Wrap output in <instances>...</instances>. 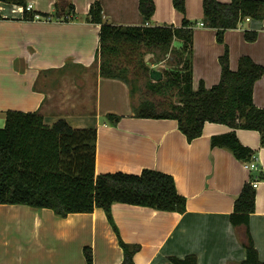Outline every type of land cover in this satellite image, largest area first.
Instances as JSON below:
<instances>
[{
  "label": "crops",
  "instance_id": "1",
  "mask_svg": "<svg viewBox=\"0 0 264 264\" xmlns=\"http://www.w3.org/2000/svg\"><path fill=\"white\" fill-rule=\"evenodd\" d=\"M56 1L27 0V4L33 6L31 12L54 13ZM97 1L103 6L104 19L115 25L146 26L149 22L150 26L181 27L185 17L194 22V91L201 83L207 89L220 83V57L226 46L231 70H238L242 56L264 66V21L250 19L227 30L224 43H219L217 30L201 25L203 0H186L185 14L175 8L174 0H154L151 21L141 14L140 0H72L76 15L70 22L25 21L24 7L0 1V128H4L9 110L38 112L46 125L65 120L74 129L98 131L97 175H139L144 169L172 175L178 192L187 199L184 214L123 203L112 207L123 240L141 245L136 264H173L170 257L184 259L191 254L198 257L199 264L245 260L246 249L230 216L244 184L257 182L250 231L264 262L261 134L235 130L240 142L255 152L250 162L258 168L250 170L246 168L250 162L212 146L213 136L234 131L227 125L207 122L202 136L189 142L176 120L136 117L129 86L102 77L100 65L95 63L100 26L86 18ZM246 30L258 32L255 42L245 39ZM181 46L174 41L173 47ZM167 60H157L153 66L166 68ZM253 95L255 105L264 109V76L256 82ZM110 113L122 116L118 124L106 120ZM85 247L93 249L94 264H121L124 259L117 234L101 208L61 218L51 209L0 205V264H87Z\"/></svg>",
  "mask_w": 264,
  "mask_h": 264
},
{
  "label": "trees",
  "instance_id": "2",
  "mask_svg": "<svg viewBox=\"0 0 264 264\" xmlns=\"http://www.w3.org/2000/svg\"><path fill=\"white\" fill-rule=\"evenodd\" d=\"M0 1L24 7L25 21L54 19L70 22L76 15L72 0H57L54 13L28 11L27 0ZM173 2L178 11L186 13V0ZM203 8L202 23L217 30L219 43H224L227 30L239 28L248 19L264 21V0H231L229 3L203 0ZM139 10L151 21L156 11L154 0H140ZM86 20L100 26V44L95 61L100 65V74L122 80L129 86L136 117L176 120L189 142L202 136L207 122L227 125L234 131L213 136L211 144L228 149L242 162H250L255 152L240 142L235 130L258 131L264 146V109L255 105L253 95L256 82L264 76V66L242 56L238 70H231L230 52L226 46L224 55L220 57V83L211 89L201 83L194 91V22L185 17L181 27L115 25L104 19L103 6L99 1L91 5ZM257 38L258 32L245 31L248 42H255ZM175 40L182 43L180 48L173 47ZM148 54L161 56L157 57L159 62L169 60L170 67L162 71L163 80L151 79L152 69L145 61ZM142 80L145 81V92L138 102L135 94L137 84ZM5 115V126L0 128V205L51 209L61 218L93 213L101 208L124 251L121 264H136L135 256L141 245L129 244L121 237L112 216L114 204L180 214L187 211V199L178 192L176 181L170 174L144 169L139 175L123 172L97 175L96 129H74L65 120L46 125L38 112L9 110ZM121 119L122 116L113 113L106 116V120L114 125ZM255 211L256 189L249 181L236 197L234 212L230 216L247 258L228 264H264L250 231V216ZM84 254L86 263L94 264L93 249L85 247ZM169 259L173 264H199L194 254L184 259Z\"/></svg>",
  "mask_w": 264,
  "mask_h": 264
},
{
  "label": "rangeland",
  "instance_id": "3",
  "mask_svg": "<svg viewBox=\"0 0 264 264\" xmlns=\"http://www.w3.org/2000/svg\"><path fill=\"white\" fill-rule=\"evenodd\" d=\"M157 57H158V55H156L154 57H152V56H146L145 57V61L150 66L151 69L163 71L164 69L170 67L169 60H167V66H166V68H164V67H162V68L161 67L155 68L153 66V63H155L158 60V58H161V56L158 57V58ZM192 62H193V56H192ZM137 86H138V90H137V93L135 94V100H137L138 102H140L143 99L142 94H143V92H145V81H143V80L140 81L137 84Z\"/></svg>",
  "mask_w": 264,
  "mask_h": 264
},
{
  "label": "built area",
  "instance_id": "4",
  "mask_svg": "<svg viewBox=\"0 0 264 264\" xmlns=\"http://www.w3.org/2000/svg\"><path fill=\"white\" fill-rule=\"evenodd\" d=\"M28 11H32L33 10V6L31 4H29L26 8ZM38 18V16H37ZM69 18V17H68ZM250 19H248L247 21H249ZM203 26V23L201 24ZM146 26H150L149 22L146 24ZM246 168L250 169V170H254V169H257L258 166L254 163V162H250L246 165ZM253 187L256 189L258 188V183L257 182H254L253 183Z\"/></svg>",
  "mask_w": 264,
  "mask_h": 264
},
{
  "label": "water",
  "instance_id": "5",
  "mask_svg": "<svg viewBox=\"0 0 264 264\" xmlns=\"http://www.w3.org/2000/svg\"><path fill=\"white\" fill-rule=\"evenodd\" d=\"M151 79L154 81H161L163 80V72L160 70L152 69L150 72Z\"/></svg>",
  "mask_w": 264,
  "mask_h": 264
}]
</instances>
